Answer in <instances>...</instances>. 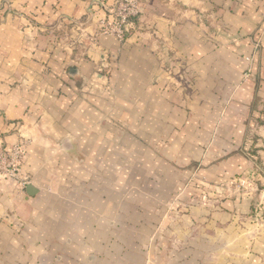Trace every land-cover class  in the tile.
Returning <instances> with one entry per match:
<instances>
[{
    "label": "crops",
    "instance_id": "0c3cea01",
    "mask_svg": "<svg viewBox=\"0 0 264 264\" xmlns=\"http://www.w3.org/2000/svg\"><path fill=\"white\" fill-rule=\"evenodd\" d=\"M139 1L0 0V264H264V0Z\"/></svg>",
    "mask_w": 264,
    "mask_h": 264
},
{
    "label": "built area",
    "instance_id": "2783aa9c",
    "mask_svg": "<svg viewBox=\"0 0 264 264\" xmlns=\"http://www.w3.org/2000/svg\"><path fill=\"white\" fill-rule=\"evenodd\" d=\"M141 13L142 7L139 0H116L115 8L109 17L98 22V30L92 35V41H96L100 36H110L122 43ZM246 61L251 62L250 58H247ZM249 75L250 70L248 69L245 78H249ZM25 152L26 148L23 141L10 146L6 150L0 149V180L14 179L21 190L26 184L20 175ZM250 185L245 179H241L236 183V186L240 189H246Z\"/></svg>",
    "mask_w": 264,
    "mask_h": 264
},
{
    "label": "water",
    "instance_id": "95a60500",
    "mask_svg": "<svg viewBox=\"0 0 264 264\" xmlns=\"http://www.w3.org/2000/svg\"><path fill=\"white\" fill-rule=\"evenodd\" d=\"M26 191L28 193V195H33L34 189L31 185L26 187Z\"/></svg>",
    "mask_w": 264,
    "mask_h": 264
},
{
    "label": "rangeland",
    "instance_id": "374dc122",
    "mask_svg": "<svg viewBox=\"0 0 264 264\" xmlns=\"http://www.w3.org/2000/svg\"><path fill=\"white\" fill-rule=\"evenodd\" d=\"M247 182H249L251 185L248 188H253V186H255V182L253 181V179H247Z\"/></svg>",
    "mask_w": 264,
    "mask_h": 264
}]
</instances>
